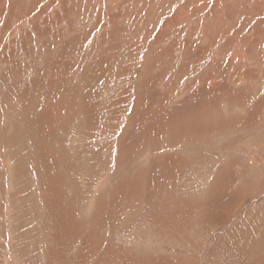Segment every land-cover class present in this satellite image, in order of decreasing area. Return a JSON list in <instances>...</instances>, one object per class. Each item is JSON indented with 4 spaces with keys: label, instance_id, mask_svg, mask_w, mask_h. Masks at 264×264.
I'll return each mask as SVG.
<instances>
[{
    "label": "rangeland",
    "instance_id": "rangeland-1",
    "mask_svg": "<svg viewBox=\"0 0 264 264\" xmlns=\"http://www.w3.org/2000/svg\"><path fill=\"white\" fill-rule=\"evenodd\" d=\"M0 264H264V0H0Z\"/></svg>",
    "mask_w": 264,
    "mask_h": 264
}]
</instances>
